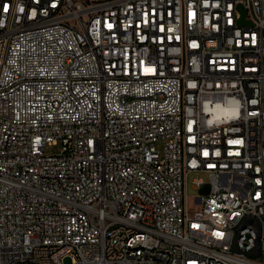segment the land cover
Returning a JSON list of instances; mask_svg holds the SVG:
<instances>
[{
    "label": "built area",
    "instance_id": "obj_1",
    "mask_svg": "<svg viewBox=\"0 0 264 264\" xmlns=\"http://www.w3.org/2000/svg\"><path fill=\"white\" fill-rule=\"evenodd\" d=\"M67 261L264 264V0H0V264Z\"/></svg>",
    "mask_w": 264,
    "mask_h": 264
},
{
    "label": "rangeland",
    "instance_id": "obj_2",
    "mask_svg": "<svg viewBox=\"0 0 264 264\" xmlns=\"http://www.w3.org/2000/svg\"><path fill=\"white\" fill-rule=\"evenodd\" d=\"M158 148L160 149L161 148V145L158 146ZM53 151V149H49V153H51ZM196 180H202L204 181L205 183H208L209 182V179H208V176L205 175V174H192L190 175L189 177V180H188V190H187V195H188V198L191 200L192 198H195L198 196L199 192L194 189V185H193V182H195ZM67 264L70 263V261H67L66 262Z\"/></svg>",
    "mask_w": 264,
    "mask_h": 264
},
{
    "label": "water",
    "instance_id": "obj_3",
    "mask_svg": "<svg viewBox=\"0 0 264 264\" xmlns=\"http://www.w3.org/2000/svg\"><path fill=\"white\" fill-rule=\"evenodd\" d=\"M240 9L243 11L242 8H240ZM244 16H245V12L243 11V18H242V20H241V24H245Z\"/></svg>",
    "mask_w": 264,
    "mask_h": 264
}]
</instances>
